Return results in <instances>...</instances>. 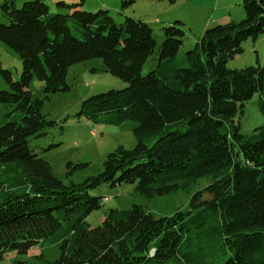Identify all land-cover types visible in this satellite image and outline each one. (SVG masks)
Listing matches in <instances>:
<instances>
[{"label":"trees","instance_id":"trees-1","mask_svg":"<svg viewBox=\"0 0 264 264\" xmlns=\"http://www.w3.org/2000/svg\"><path fill=\"white\" fill-rule=\"evenodd\" d=\"M80 5L58 1L67 11L50 12L44 0L0 1V41L21 60L19 79L0 66L7 84L0 90V260L49 243L59 249L55 260L40 252L14 264H264V125L243 134L237 120L255 94L264 115V65L226 67L245 40L264 32V0H242L241 20L206 28L183 56L179 21L162 26L156 49L141 18L118 22L108 9ZM93 58L127 85L83 99L78 115L134 121L135 145H118L98 174L80 181L73 177L88 163L68 161L64 182L34 145L57 124L43 103L70 89L71 65ZM148 59L154 68L142 74ZM33 77L43 82L42 99L29 89ZM206 175L212 181L185 210L155 217L133 204L109 208L94 227L86 220L107 199L90 193L101 186L132 184L151 198Z\"/></svg>","mask_w":264,"mask_h":264},{"label":"rangeland","instance_id":"rangeland-1","mask_svg":"<svg viewBox=\"0 0 264 264\" xmlns=\"http://www.w3.org/2000/svg\"><path fill=\"white\" fill-rule=\"evenodd\" d=\"M13 1L16 7H21L25 1L31 0ZM58 1L66 4L81 2L78 8L87 11L108 9L118 22H121L125 16L141 18L153 31L156 49L163 40L162 26L179 21L184 31L182 45L178 51L180 56L194 47L206 28L229 21H239L244 17L242 0H134L124 9L120 6L121 0H44L50 12L67 11L58 10L56 6ZM100 2H105L107 5L101 6ZM0 22H6L1 12ZM242 48L241 53L226 62L227 68L239 69L248 65H264V32L255 40L251 38L245 40ZM154 65V60L148 59L142 68V74L152 70ZM0 66L10 71L13 79H19L21 72L19 55L1 41ZM66 83L70 86L68 91L56 92L44 100L43 114L46 119L57 124L46 129V136L34 143L38 145L37 152H41L51 165L54 175L64 182L67 181L65 165L68 161L88 163L89 166L84 174L73 177V180L80 181L82 176L98 174L102 170L106 155L118 145L132 148L135 145L132 129L136 125L132 120L106 121L105 116H99L93 121L78 115L83 99L110 89H121L127 85L120 78L106 72L100 58L71 65L66 73ZM6 88L7 84L0 74V90ZM29 89L35 97L43 98V82L38 78H32ZM257 101L258 95L255 94L245 102L242 113L238 114L237 120L240 132L243 134H250L254 128L264 125V115L260 113ZM5 112L4 107L0 105V117ZM211 181L210 175L202 176L186 189L151 198L135 194L132 184L101 186L90 193L106 196L107 199L102 200V206L89 214L86 220L91 227H94L103 220L109 208L126 209L133 204L141 205L155 217L168 216L177 210H185L189 197ZM40 252H43L46 260L49 261L59 256L57 245L39 243L30 248L25 255L15 252L6 253L0 264H14L15 260H25Z\"/></svg>","mask_w":264,"mask_h":264},{"label":"crops","instance_id":"crops-1","mask_svg":"<svg viewBox=\"0 0 264 264\" xmlns=\"http://www.w3.org/2000/svg\"><path fill=\"white\" fill-rule=\"evenodd\" d=\"M100 4H102L101 6H106L107 4L105 2H100Z\"/></svg>","mask_w":264,"mask_h":264}]
</instances>
